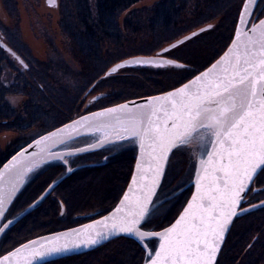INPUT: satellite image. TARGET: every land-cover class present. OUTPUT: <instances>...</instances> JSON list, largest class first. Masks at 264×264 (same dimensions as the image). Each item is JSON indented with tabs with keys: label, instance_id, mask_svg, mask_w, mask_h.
Returning a JSON list of instances; mask_svg holds the SVG:
<instances>
[{
	"label": "snow or ice",
	"instance_id": "6c2138e0",
	"mask_svg": "<svg viewBox=\"0 0 264 264\" xmlns=\"http://www.w3.org/2000/svg\"><path fill=\"white\" fill-rule=\"evenodd\" d=\"M47 2L53 6L56 0ZM256 4L257 0H243L230 43L203 70L164 55L198 32L213 29L212 24L170 43L157 58L117 63L106 73H116L129 64L169 65L191 73L178 86L143 103L126 101L70 119L28 146L34 145L36 151L25 149L13 156L0 171V234L13 223L6 219V206L34 170L60 161L71 172L70 157L98 146L128 142L139 148L131 183L106 215L78 228L28 240L0 254V264H40L50 256L91 248L120 233L143 244L144 264H217L229 225L257 207L242 205L252 186L264 183V18L253 19ZM0 47L6 46L0 42ZM16 59L28 67L20 57ZM81 133L93 136L95 143L71 147L74 134ZM177 154L188 155L192 162L195 191L174 223L162 231H148L163 207V202H157L158 191ZM56 183L49 185V193ZM153 239L159 241L154 251L145 243Z\"/></svg>",
	"mask_w": 264,
	"mask_h": 264
},
{
	"label": "trees",
	"instance_id": "16d2710c",
	"mask_svg": "<svg viewBox=\"0 0 264 264\" xmlns=\"http://www.w3.org/2000/svg\"><path fill=\"white\" fill-rule=\"evenodd\" d=\"M3 1L5 8L9 12V15H15V1ZM138 1L139 0L61 1L60 9L61 15L63 17L62 25H64L65 30L70 33L71 39L75 41V47H73V56L76 61L80 60V57L81 60L87 58V61L90 62L91 66L94 64L92 63L93 60L96 59H103L104 63L106 62V64L102 65H100V62L98 64L99 73L93 75L89 79L87 78L90 75H84L85 72H87V70L85 69V65L80 62L83 64L84 68H79L78 71L80 72H78L75 76L73 93L75 94V91L77 92L70 99V106H65L64 103L60 102L58 99L52 100L53 105L51 104V101H49V93H52V90L46 83H44L45 79L47 78V76H45V73H48L49 70L43 71V73H41V77H39L40 82L37 86H29L30 84H27L25 80L22 81V84L21 71L19 69H16L14 72L11 66L13 64L19 66L18 60L16 59L17 56L20 57V59H22L23 61L24 59L7 42H5L11 49V51L15 53V56H13L12 53L4 47H0V128L6 129L18 127L27 130L40 124V131L36 136L34 135L33 138H30L29 141L27 140V145L38 136L55 129L68 122L70 119H74L78 115H80L81 107L83 105L81 101L88 92L105 87H112L113 92L105 94L102 97L104 98V104L102 106L106 107L114 105L116 104V102H120L122 96L126 97L123 100L145 97L159 94L168 91L175 86H178V84H166L165 81H163L164 77L168 74L166 73V70L168 68L166 70H158L159 68L164 69L166 67H157L155 65L145 64H136L133 66L125 67V69L129 71H135V73H138L139 70V73H142L138 74L139 78L141 79L140 82L135 81L134 78L131 77H129L128 79L117 78L115 80L117 84L110 83V86H105L107 84H103V81L111 76L106 75V73L114 63V61L113 63L108 61L112 60L113 56H116L115 62H118L133 55L136 56L152 54L149 52H152L153 49L158 47L159 48L157 50L161 52L162 49L166 48L170 43H173L178 38L201 27L207 26L208 24H214L217 19L223 17L222 20L219 21V24L213 27V29L200 33L184 43V45L188 43L190 44L196 38L209 36L210 34L214 33L212 36L211 45H207L208 42H206V44H203L204 47L202 49L206 48V52L203 56L208 57L205 64L199 67L193 65L191 68L193 70H203V66L208 64V62L210 60H213V58H218L217 54H222V52L226 50L225 45L230 43L229 37L233 35L234 22L237 19L238 13L243 5V0H237L235 6L232 7H237L232 19L226 20L224 16H226L228 11L225 12L222 11L221 8H217V3L220 0H160L150 10L149 13L147 11L148 9L144 8L132 10L124 19L123 25L121 27L119 23L121 13L125 10L130 9ZM260 2H258L257 6L254 9V12L256 13V16L254 17H263L260 15V13L264 12V2L263 4H261V6ZM232 8L230 7V9ZM1 28L3 29V32L7 37L9 36L13 42L17 43L19 50H25L27 48L22 42H20L17 28L14 33L9 32L4 26H1ZM179 29H182L180 37L176 39L172 38V40H169L168 35L173 33L174 31L177 32ZM132 35L140 37L142 35L146 38H151L152 41H156L154 44L151 43L149 48L143 46L138 50H136L137 48H134L128 49L129 52H125L126 48L120 46V43L124 44V39ZM104 40L117 41V49L113 50V48H107L106 50H104ZM158 42H160V44L155 46ZM163 44L165 45L162 46ZM189 44L187 46H189ZM191 45L195 46V43ZM76 49L81 51L82 54L76 51ZM77 52L80 54L79 58L76 56ZM171 59L178 60L180 63L186 66L191 65L187 64V58H184L185 62L177 56H173ZM83 62L85 63L86 61ZM8 68H11V71L8 70ZM23 68L26 70H31L29 65L27 68H25L24 66ZM93 68H95L94 65ZM5 71L11 72L13 76V80L8 84L7 82L12 76L8 77L9 75L5 74ZM185 77L190 78L191 73H186L184 77H182V79L184 80ZM16 86H21V88H28L26 95L27 99L23 107L24 113L22 115H17L14 113L10 102L6 98L7 94L15 89ZM114 86H116V88H113ZM117 86L123 87L117 89ZM15 91H18V89H16ZM118 97H120V99H118ZM135 146L136 149L134 151V154H132V152L127 153V157L124 158L125 160L130 158L132 160V163L133 161H135V157L137 154V145ZM15 151H17V149L8 151L3 154V160L1 159L2 163L6 160V158H10V155ZM53 163L54 162L50 163L49 166ZM131 166L130 168L133 170ZM103 170L106 171L102 172ZM100 172H102L101 174L106 172L107 178L110 174L108 173L106 166H103L101 168L98 167L93 171V173L96 175ZM112 172H114V170H112ZM122 174L123 172L118 174L116 173L118 177H122ZM82 175L83 174L79 175L81 176L79 177V179H84ZM78 183L82 184L83 182L79 181ZM71 186H73V184ZM190 187L192 188V185ZM252 187L253 191L248 193L245 201L247 200V198H252L255 195L257 196V198H255V201L252 203H259L260 200L264 201V183H259L258 185L254 184ZM190 192H192V190ZM50 206L53 207V204H50ZM51 207L48 211L51 210ZM34 211L35 210H32L31 212L26 214L24 218H21L17 223L11 225L4 233V236L1 237L0 244L7 236H10V233L13 232L15 234H18V229H22L24 223H26L27 226L29 225V229L25 230L24 235L21 236L22 238L20 237L21 239H23L20 244L26 243L28 240H32L46 233L57 231L54 230L38 235L41 230L38 229L36 225L37 223L42 222V220H36L37 217H35L36 214H33ZM177 216L173 217L172 221L168 225H170ZM27 217H29V219H27ZM43 218L49 220L47 222H56L55 225L49 226L45 230L48 231L49 229H56L59 226V223L57 225L58 219H56V221L54 220L55 217L45 215V217ZM118 239L119 238L114 240L118 242ZM127 239L128 240L125 242V248L129 251V255L133 258L134 262L137 259L136 256L139 253L138 250H140L141 253V250H143L145 253L146 251L144 250V247L136 240L131 238ZM114 240L107 242L106 244L92 251L56 259L46 262L45 264H95V259L92 258H95L97 253L100 254V260L97 261L100 263L96 262L97 264H124L123 262H120L119 260L115 259V257H113V255H116L119 251H122V248H115L114 253L110 252V250L108 251V249H105L109 246V244L114 242ZM116 241L115 243H117ZM105 252H107V255H105ZM146 258L147 254L145 256H142V261L138 264H144ZM217 264H264V206L258 207L251 211H247L246 213L240 214L235 218L231 230L218 257Z\"/></svg>",
	"mask_w": 264,
	"mask_h": 264
},
{
	"label": "rangeland",
	"instance_id": "374dc122",
	"mask_svg": "<svg viewBox=\"0 0 264 264\" xmlns=\"http://www.w3.org/2000/svg\"><path fill=\"white\" fill-rule=\"evenodd\" d=\"M14 1L16 4V8L14 10L15 15L13 14V16H10L8 10L5 8L4 1L0 0V25L7 28L9 32H13V33L17 28L19 40L27 48L25 50L20 48L21 50H19L17 43L13 42L9 36L7 37L4 34L1 26H0V35H1L0 38L3 39L5 42H7L18 54L22 56L26 64L30 66L31 70L24 69L23 65L21 66L19 61H18L19 66L14 64L11 66L12 70L15 72L16 69H19L22 74L21 82L25 80L27 84H30L29 86L31 85L37 86L38 83L40 82L39 77H41V73H43V71L49 70L48 73H45V76H47V78L44 81V83H46L52 90V93H49L46 90L49 93V98H48L49 101H51L52 104L53 99H58L60 102H63L65 106H70V102H71L70 99L77 92L75 91V94L73 93V86L75 84V76L78 72H80L78 71V69L84 68L83 66L84 64L86 67L85 69L87 70V72H85L84 75L85 76L90 75L87 78L89 79L93 75L99 73L98 64L101 62L100 65H102V64H106V62L104 63L103 59L93 60L92 63H94L93 65L95 66V68H93V65L91 66L90 62L87 61L88 60L87 58L81 60L80 57L81 61L80 60H78L79 62L76 61V59L73 56V47H75V41L71 39L70 33L67 30H65L64 25H62L63 17L61 15V9H60V4L62 0H56L55 5L53 6H49L47 0H14ZM159 1L160 0H139L130 9L125 10L121 13L119 18V23L121 27L123 25L124 19L132 10L144 8V9H148L147 11L149 13L150 10ZM236 2L237 0H220L217 3L218 6L217 8H221V10L225 12L228 11L226 16H224L226 20L232 19L234 12L236 11L235 9L237 8V7L236 8H232V7L235 6ZM263 2L264 0H261L260 6L261 4H263ZM230 7L232 9H230ZM222 18L223 17L217 19L216 22L212 25L215 27L217 24H219V21L222 20ZM253 19H256V17H253ZM181 33H182V29H179L177 32L174 31L173 33L168 35V39L169 40H172V38L176 39L180 37ZM213 34H210L209 36L196 38L190 44L188 43L189 46H187L188 44L186 45L183 44L176 49H172L171 52L165 54L164 57L171 59L173 56H177L181 58L183 61L184 58H187L188 59L187 64H191L188 66L189 68H192L193 65H196L197 67L202 66L205 64L208 58L203 56L204 53L206 52V48L202 49L204 47L203 44H206V42H208L207 45H211ZM155 41H152L151 38H146L142 35L141 37L132 35L125 38L124 44L120 43V46L126 48L125 52H129L128 49L137 48L136 50H138L143 46L149 48L151 43L154 44ZM193 43H195V46L191 45ZM159 44L160 42H158L155 46ZM164 45L165 44H163L162 46ZM107 48L108 49L113 48V50H116L117 41L104 40V50H106ZM158 48H155L153 49L152 52H149L152 53L149 55L157 56L159 53H161L157 50ZM76 51L82 54L81 51H79L78 49H76ZM78 52L76 56L79 58L80 54ZM83 61L86 62L84 63ZM108 61L112 63L114 61V63L112 64L114 65L115 63H117L115 62L116 56H113L112 60H108ZM80 62H82L83 64ZM162 67H166V68L164 69L157 68V69L158 70H166L167 68L170 69V70L168 69L166 70V73L168 74L163 79V81H165L166 84H170V83L178 84L179 81L183 80L182 77H184L186 73H189L184 69L175 68L169 65H165ZM122 69H125V67L121 68L116 73L110 74L111 76H109V78L104 80L103 84H107L105 86H110V83L117 84V82L115 81L117 78L128 79L129 77L134 78V80L137 82L141 81L138 74H142V73H139V70L138 73H135V71H129L127 69L122 70ZM8 70L11 71V68H8ZM5 74H8L9 75L8 77L12 76L11 72L9 71H5ZM12 80H13V76L9 79L7 84ZM120 87L123 86H117V89ZM25 88H21V86H16L15 89L9 92L6 96L7 100L11 104V107L13 108L14 113L17 115L18 114L22 115L24 113L23 107L27 99L26 95L28 89ZM113 88H116V86H114ZM16 89H18V91H15ZM112 92H113L112 87H105L102 89H96L94 91L88 92L81 101L83 105L81 107L80 115L101 109L98 107H103L102 105L104 104L103 101L104 98L102 97L105 94H109ZM124 98L126 97L122 96L120 102H116V104L126 101L123 100ZM118 99H120V97H118ZM40 128H41L40 124L27 130L18 127L17 128L12 127L6 129L0 128V160L3 157L2 155L5 154L6 152L12 151L14 149H17L18 151L22 147H24L30 138H33L34 135L36 136L38 134ZM94 142L95 139L93 136L84 135L70 141V144L71 147L73 148H80L87 146L88 144H92ZM128 145H129L128 142H120L114 145H105V147L90 153L94 157L97 156L99 158L98 159L99 161L101 160L104 161L105 158L109 160L111 158L116 157L115 159L117 164H115L114 168L111 169V164H107L109 166H106L108 173H110L108 178L106 177L107 175L106 172L101 174L106 170H103L102 172L96 175L93 173L94 168H89V166L84 167L85 166L84 163L88 162L85 161L87 158L86 156L88 154L80 155L79 157L77 156V158L76 157L69 158V166L71 168L77 166L76 172L78 173L73 172L72 175H69L66 179L64 178L65 179L64 182L68 186L66 189L63 190V188L66 187V185L63 186L64 184L63 183L60 184L51 193H49V185H51L53 181L63 179L64 175L68 171L66 170V167L63 164H59L60 161L47 162L40 169L34 170V172L29 174L24 185L22 186L21 190L18 193L19 195H17L18 197L16 196L17 199L15 198L16 200L13 206H11L8 209L7 211L8 213L6 212L7 213L5 214L6 219H10V220L15 219L20 214L25 212L27 209L31 208L32 206H35V204L38 201L42 200L41 199L42 197L48 195L47 198L44 200V202L40 205V207L37 210H35L33 213L36 214L35 215V217H37L36 220L38 221L42 220V222L37 223L36 225V227L41 230L38 234L40 235L46 232H50L54 230L58 231V229L62 230L61 228L68 227L69 222L62 221L60 218L62 217L60 216L61 215L60 212L62 210L61 209L62 203H66V207L68 208L74 207L75 210H78L80 212H84V211L90 212L96 208H101L104 206L110 207L113 204V202H111V199L107 202H103L101 198V194L103 193V190L109 192L111 190V187L113 186L115 187L114 191L116 198L117 196L120 197L123 194L124 188L131 176L132 169L130 168V166L132 165L131 167L133 168V163H134V161L132 163V160L130 158L126 160L124 159L125 157H127L126 154L130 153V150H125L128 148ZM115 149L118 150V153H116L112 157H107V155L111 153V151H114ZM17 151L13 152V154L16 153ZM13 154H11L10 156H12ZM132 154H134V152H132ZM52 162H55L53 164L57 166L49 167V164ZM81 163H83L84 165L79 166ZM86 169L88 170L86 171ZM112 170H114V172H112ZM88 172H92V176L85 177L84 178L85 181H83L82 179H77V177H81L79 176L81 173H83L84 175ZM122 172H123L122 177L120 176L118 177V175L116 176V173L118 174ZM193 176H194V172L192 168V162L189 159L188 155L177 154L175 155L174 158L170 160L169 165L166 169L165 179L162 181L161 187L158 191L159 199L157 202L158 203L163 202V207L161 208L160 212L153 218L151 224L146 230L159 231L167 227V225L172 221L173 217L179 214L180 210H182L185 202L187 201L191 193L190 191L192 190V188L189 185L193 180ZM116 177H118L119 180H116ZM79 181L83 183L79 184L78 183ZM70 183H73V186H71ZM259 183L260 182H257L256 184L258 185ZM72 195L79 196L80 202L79 203L73 202ZM255 198H257L256 195L253 196L252 198H247L246 202L248 203V205L256 204V203H252L255 201L254 200ZM50 204H53L54 209L53 207L50 206ZM30 205L32 206L30 207ZM50 207H51L50 210L51 213L50 211H48ZM67 213L69 212H66L65 214ZM45 215L55 217L54 218L55 221L56 219H58L57 224L61 223L62 226L57 227L56 229H49L48 231L45 230L47 227L56 224V222L54 223L47 222L49 220L43 218L45 217ZM27 219H29V217H27ZM26 229H29V225L27 226V224L24 223L22 229L21 228L18 229L19 230L18 234H15L13 232L10 233V236H7L0 244V254H4L5 252L10 251L13 248L19 246L20 242L23 240L21 239L22 238L21 236L24 235ZM2 236H4V233L2 234ZM127 240H128L127 237L125 238L119 237L118 242L114 240V242L109 244V246L106 247L105 249H108V251L110 250V252L114 253L115 248L118 249L122 248V251H119L116 255H113V257H115V259L119 260L120 262H123L124 264H138L139 262L142 261L141 259L142 256H145L147 253H145L143 250H141L142 251L141 253L140 250H138L139 253L136 256L137 259L133 262V258L129 255V251L125 248L126 246L125 242ZM115 241L117 243H115ZM105 255H107V252H105ZM92 259H95L94 260L95 264L100 263L97 262L100 260V254L97 253L95 258L93 257Z\"/></svg>",
	"mask_w": 264,
	"mask_h": 264
},
{
	"label": "flooded vegetation",
	"instance_id": "af4514ba",
	"mask_svg": "<svg viewBox=\"0 0 264 264\" xmlns=\"http://www.w3.org/2000/svg\"><path fill=\"white\" fill-rule=\"evenodd\" d=\"M3 40V39H2ZM11 53H13L12 51H11ZM105 147V146H104ZM103 148V147H102ZM60 149V148H59ZM99 149H101V148H99ZM99 149H97V150H99ZM135 149H136V146L134 145V144H131V143H129V145H128V148L127 149H125V150H130V152H134L135 151ZM97 150H95V151H97ZM95 151H93V152H95ZM91 152H89V153H86V154H88L86 157V160L85 161H88V162H86V163H84L85 164V166L84 167H86V166H89V168H94V169H97L98 167L99 168H101V167H103V166H109V165H107V164H111V169L112 168H114L115 167V164H117V162H116V157H114V158H111V159H107V158H105V160L104 161H99L98 159V157L96 156V157H94L92 154H90ZM116 153H118V150H114V151H111V153H109L108 155H107V157H112V156H114ZM15 154V153H14ZM81 155H85V154H81ZM77 156L79 157L80 155H76V156H72V157H76L77 158ZM72 157H70V158H72ZM136 158V157H135ZM104 159V158H103ZM7 161V158H6V160L5 161H3V163H2V161L0 160V167L5 163ZM135 162V161H134ZM55 163V162H54ZM59 164H63L62 162H60ZM82 164V165H81ZM79 166H83L84 164L83 163H81ZM54 166H57V165H55V164H51L49 167H54ZM48 167V168H49ZM73 169V171H71V172H67L65 175H64V177H63V179H61L58 183H56V185H55V188L54 189H56L60 184H63V186L64 185H66V187H64L63 188V190L64 189H66L68 186H67V184L64 182V180L69 176V175H72L73 174V172L74 173H78V172H76V170H77V166L76 167H74V168H72ZM88 169H86V171H87ZM81 174H83V173H81ZM90 176H92V172H88V173H86V174H84V175H82V177H90ZM117 176V175H116ZM65 178V179H64ZM77 179H79V177H77ZM83 181H85V179H82ZM116 180H119L118 179V177H116ZM56 181H58V180H56ZM70 182V181H69ZM68 183V182H67ZM71 185L73 184V183H70ZM126 186H127V184H126ZM126 186H125V188H126ZM189 186H191V184L189 185ZM85 187V186H84ZM125 188H124V190H125ZM114 189H115V187L113 186V187H111V190L109 191V192H106V191H104L103 190V193L101 194V198H102V201L103 202H107V201H109L110 199H111V202H113V204L110 206V207H101V208H96V209H94V210H92V211H90V212H80V211H78V210H75L74 209V207L73 208H68V207H66V203H62L61 205H62V210H61V212H60V216H62V217H60L61 218V220L62 221H66V222H69L68 223V227H66V228H71V227H74V226H78V225H80V224H83V223H86V222H88V221H91V220H94V219H96V218H98V217H100V216H102V215H104V214H106L108 211H110L115 205H116V203L119 201V199H120V197L119 196H117V198H116V195H115V191H114ZM52 191H54V190H52ZM51 191V192H52ZM50 192V193H51ZM124 192V191H123ZM47 196L48 195H46V196H44L43 198H42V200L41 201H38L36 204H35V206H34V208H33V210H36V209H38L39 207H40V205L44 202V200L47 198ZM18 197V196H17ZM17 197H16V199H17ZM15 199V200H16ZM39 199V198H38ZM37 199V200H38ZM15 200L13 201V203L11 204V206H13V204H14V202H15ZM72 200H73V202H75V203H79L80 201V197L79 196H73L72 195ZM110 202V203H111ZM252 205V204H251ZM10 206V207H11ZM33 207V206H32ZM243 207H245V208H247V207H249V205H248V203L245 201V203L243 204ZM74 209V210H73ZM66 212H69V213H67V214H65ZM80 212V213H79ZM7 214V213H6ZM64 216V217H63ZM69 220V221H68ZM6 222V221H5ZM72 223V224H71ZM58 225V224H57ZM62 226V224L61 223H59V226L58 227H61ZM66 228H61L62 230L63 229H66ZM59 231V230H58ZM51 233V232H50ZM46 234H48V233H46ZM0 239H1V237H0ZM145 243H148V247H149V249H152V250H154L155 249V247L157 246V243H158V241L156 240V239H153V240H151V241H145Z\"/></svg>",
	"mask_w": 264,
	"mask_h": 264
},
{
	"label": "water",
	"instance_id": "95a60500",
	"mask_svg": "<svg viewBox=\"0 0 264 264\" xmlns=\"http://www.w3.org/2000/svg\"><path fill=\"white\" fill-rule=\"evenodd\" d=\"M260 0H257V4H258V2H259ZM257 4L254 6V9H255V7L257 6ZM254 9H253V11H254ZM262 18H264V16L262 17ZM204 27H206V26H204ZM204 27H201V28H204ZM200 29V28H199ZM199 29H197V30H195V31H192V32H190V33H188V34H186V35H184V36H190L191 35V33H193V32H198V30ZM198 34H200L199 32H198ZM184 36H182L181 38H183ZM181 38H179V39H181ZM193 38V37H192ZM0 42H2L6 47H4L5 49H10L9 47H8V45L5 43V41H3L1 38H0ZM173 43H175V41L173 42ZM169 46V45H168ZM167 46V47H168ZM166 47V48H167ZM158 56V55H157ZM157 56H155V55H136V56H131V57H128V58H125V59H123V60H121V61H119V62H117V63H122V62H124V61H130V60H133V59H141V60H143V59H150V58H157ZM165 59H168V58H166V57H164ZM117 63H115V64H117ZM114 64V65H115ZM114 65H112V66H114ZM133 65H136V64H129L128 66H133ZM111 66V67H112ZM110 67V68H111ZM109 68V69H110ZM123 68V67H122ZM108 69V70H109ZM120 70V69H119ZM171 90V89H170ZM170 90H168V91H170ZM163 93V92H162ZM161 93H159V94H155V95H151V96H145V97H139V98H133V99H129V100H126V101H132V102H135V103H137V104H139V103H143L147 98H149V97H152V96H157V95H160ZM126 101H123V102H121V103H117V104H122V103H124V102H126ZM114 105H116V104H114ZM114 105H111V106H109V107H112V106H114ZM100 109H98V110H94V111H91V112H97V111H99ZM85 114H87V113H85ZM85 114H82V115H85ZM79 116H77L76 118H74V119H77ZM69 122V121H68ZM68 122H66V123H68ZM62 126V125H61ZM61 126H59V127H57V128H60ZM56 129V128H55ZM55 129H53V130H51V131H54ZM48 132H50V131H48ZM47 133V132H46ZM46 133H44V134H46ZM44 134H42V135H44ZM84 135H87V134H83V133H81L79 136H77V135H75L74 134V139H76V138H79V137H81V136H84ZM39 138V136L37 137V138H35V139H38ZM34 139V140H35ZM73 139V140H74ZM34 140H32L30 143H28L27 145H25L24 147H22L20 150H18L15 154H13L10 158H8L7 159V161L0 167V171H4L5 170V165H7L11 160H12V158H13V156H16L17 155V153H21L23 150H27L28 152H33V151H36V148H35V146L33 145V147H31V148H29L28 146L30 145V144H32L33 143V141ZM95 143V142H94ZM93 144V143H92ZM84 147H86V146H84ZM102 147H104V146H102ZM102 147H100V146H98V147H96V148H94V149H91V150H86L85 152H82V153H77L76 155H81V154H86V153H89V152H93V151H95V150H97V149H99V148H102ZM80 148H82V147H80ZM54 151H64V149H59V148H56V149H54ZM75 155V156H76ZM138 156H139V148H138V145H137V154H136V158H135V162H134V166H133V170H132V173H131V176H132V174L134 173V171H135V164H136V160H137V158H138ZM131 176H130V179H129V181H128V183H127V186H126V188H125V190H124V192L127 190V187H128V185L131 183ZM60 180H58L57 181V183L59 182ZM191 185H192V192H194L195 191V188H194V176H193V180L191 181ZM22 188V187H21ZM21 190V189H20ZM19 190V191H20ZM192 192H191V194H192ZM19 193V192H18ZM18 193L16 194V196L18 195ZM191 194H190V196H189V198L187 199V200H189L190 198H191ZM123 195V194H122ZM122 195H121V197L120 198H122ZM16 196H15V198H16ZM15 198L13 199V201L15 200ZM13 201L9 204V205H7L6 206V212L8 211V209L10 208V206H11V204L13 203ZM187 202V201H186ZM118 203V202H117ZM116 203V204H117ZM254 205H257V207H255V208H250L249 209V211H251V210H254V209H256V208H258V207H261L262 205H261V202H259V203H256V204H254ZM184 206H186V203H185V205ZM243 206V205H242ZM115 207V206H114ZM113 207V208H114ZM247 208H249V207H247ZM183 209V208H182ZM182 211V210H181ZM30 212V208L29 209H27L25 212H23L22 214H20L18 217H16L15 219H13L12 221H13V223L11 224V225H13V224H15V223H17L21 218H23L27 213H29ZM108 213V212H107ZM106 213V214H107ZM244 213H246V212H244ZM244 213H242V214H244ZM6 214V213H5ZM106 214H104V215H106ZM178 216H179V214H178ZM178 216L174 219V221L172 222V223H174L175 222V220L178 218ZM101 218V216L100 217H98V218H96V219H100ZM95 220V219H94ZM234 220H235V218L233 219V222H232V224H230L229 225V228H228V230L226 231V233H225V238H224V242L222 243V245H221V250H222V248H223V245H224V243H225V241H226V239H227V236H228V234H229V232H230V230H231V227H232V225H233V223H234ZM93 220H91V221H88V222H86V223H83V224H89V223H91ZM171 223V224H172ZM170 224V225H171ZM10 225V226H11ZM80 225H82V224H80ZM80 225H78V226H74V227H71V228H78V227H80ZM170 225H168L167 227H169ZM9 226V227H10ZM166 228V227H165ZM66 229H68V228H66ZM66 229H63V230H59V231H54V232H61V231H64V230H66ZM7 230V229H6ZM5 230V231H6ZM163 229H161V230H159V231H162ZM149 231V230H148ZM51 233H53V232H51ZM50 233H48V234H44V235H41V236H48ZM2 236V234H0V237ZM119 237H127V238H131V239H134V240H136L139 244H141L142 246H143V244L140 242V241H138L134 236H132V235H129V234H124V233H120V234H115V235H113V236H111L108 240H105V241H103L101 244H99V245H96V246H94V247H91V248H85V247H81V248H79V249H75V250H72V251H69V252H67V253H64V254H62V255H54V256H50V257H48V258H46L45 260H43V261H41L40 262V264H43V263H46V262H49V261H53V260H56V259H60V258H64V257H68V256H72V255H78V254H82V253H85V252H88V251H92V250H94V249H96V248H98V247H100V246H102V245H104V244H106L107 242H110V241H112V240H114V239H116V238H119ZM35 239V238H34ZM158 246H159V243H158ZM158 246H157V248H158ZM221 250H220V252H221ZM220 252L217 254V260H218V257H219V255H220Z\"/></svg>",
	"mask_w": 264,
	"mask_h": 264
},
{
	"label": "bare ground",
	"instance_id": "6f19581e",
	"mask_svg": "<svg viewBox=\"0 0 264 264\" xmlns=\"http://www.w3.org/2000/svg\"><path fill=\"white\" fill-rule=\"evenodd\" d=\"M33 208H34V206L30 208V212L33 210ZM27 214H28V213H27ZM156 240L158 241V239H156ZM158 243H159V241H158ZM158 243H157V246H158ZM157 246H156L155 248H157ZM154 250H155V249H154ZM154 250H153V251H154ZM43 264H45V263H43Z\"/></svg>",
	"mask_w": 264,
	"mask_h": 264
}]
</instances>
